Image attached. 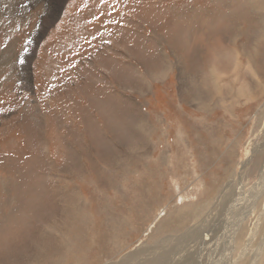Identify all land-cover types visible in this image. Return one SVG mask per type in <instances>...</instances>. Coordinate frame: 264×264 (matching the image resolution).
<instances>
[{
    "label": "rangeland",
    "instance_id": "rangeland-1",
    "mask_svg": "<svg viewBox=\"0 0 264 264\" xmlns=\"http://www.w3.org/2000/svg\"><path fill=\"white\" fill-rule=\"evenodd\" d=\"M263 256L264 0H0V264Z\"/></svg>",
    "mask_w": 264,
    "mask_h": 264
},
{
    "label": "bare ground",
    "instance_id": "bare-ground-1",
    "mask_svg": "<svg viewBox=\"0 0 264 264\" xmlns=\"http://www.w3.org/2000/svg\"><path fill=\"white\" fill-rule=\"evenodd\" d=\"M23 1H25V0H23ZM18 3V2H17ZM22 4V3H21ZM23 5V4H22ZM24 6V5H23ZM27 6V5H26ZM24 8V7H23ZM26 9V8H25ZM230 227V226H229ZM228 227V228H229ZM228 231V230H227ZM263 264H264V256H263Z\"/></svg>",
    "mask_w": 264,
    "mask_h": 264
},
{
    "label": "crops",
    "instance_id": "crops-1",
    "mask_svg": "<svg viewBox=\"0 0 264 264\" xmlns=\"http://www.w3.org/2000/svg\"><path fill=\"white\" fill-rule=\"evenodd\" d=\"M193 19H194V15L192 16V19H190V20L193 22Z\"/></svg>",
    "mask_w": 264,
    "mask_h": 264
}]
</instances>
